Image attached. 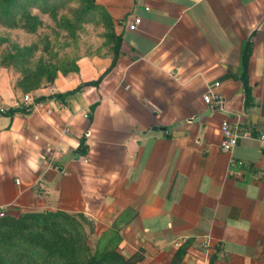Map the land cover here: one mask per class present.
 Segmentation results:
<instances>
[{"label": "crops", "instance_id": "0c3cea01", "mask_svg": "<svg viewBox=\"0 0 264 264\" xmlns=\"http://www.w3.org/2000/svg\"><path fill=\"white\" fill-rule=\"evenodd\" d=\"M94 2L121 36L115 65L84 85L112 61L85 58L41 95L78 91L0 114V208L82 214L134 264H264V145L220 148L224 121L264 128V0ZM20 94L2 78L5 110Z\"/></svg>", "mask_w": 264, "mask_h": 264}, {"label": "trees", "instance_id": "16d2710c", "mask_svg": "<svg viewBox=\"0 0 264 264\" xmlns=\"http://www.w3.org/2000/svg\"><path fill=\"white\" fill-rule=\"evenodd\" d=\"M68 0H0V18L7 21L19 12H24L33 5L47 9ZM83 6L78 16L91 17L95 14L108 31L109 52L112 56L110 66L96 79L84 85L97 86L102 77L113 68L119 54L121 36L115 32L114 24L108 12L94 0H81ZM250 42L244 49L243 57L250 53ZM55 77V74H52ZM83 86V85H82ZM77 86L62 93L40 95L33 98L30 105L15 106L0 112L12 115L29 114L32 104H38L51 98H64L78 91ZM93 223L82 214H73L62 210L32 211L14 217L5 214L0 217V264H134L136 259L124 258L109 242V237L102 233L93 247L88 241L84 224ZM112 241V240H110ZM181 254H178V259Z\"/></svg>", "mask_w": 264, "mask_h": 264}, {"label": "rangeland", "instance_id": "374dc122", "mask_svg": "<svg viewBox=\"0 0 264 264\" xmlns=\"http://www.w3.org/2000/svg\"><path fill=\"white\" fill-rule=\"evenodd\" d=\"M82 6L81 0L47 9L33 5L7 21L0 18V81L10 78L21 97L28 93L33 99L59 76L78 73L85 58L108 54L110 41L101 18L79 17ZM84 226L93 247L96 229Z\"/></svg>", "mask_w": 264, "mask_h": 264}, {"label": "built area", "instance_id": "2783aa9c", "mask_svg": "<svg viewBox=\"0 0 264 264\" xmlns=\"http://www.w3.org/2000/svg\"><path fill=\"white\" fill-rule=\"evenodd\" d=\"M140 18L136 17L133 20V23H128L127 27L130 30L136 29L138 24L140 23ZM219 83L215 82L214 86H218ZM202 99L204 103L209 104V105H216L223 109L224 107V98L223 96L215 92L212 88H208L207 91L202 95ZM33 102V99L30 94L26 93L24 94L20 101L16 102V106H22V105H28ZM2 106H0V112L4 111ZM221 143H220V148L224 152L230 151L240 139L243 138H256L258 139L263 145H264V128L259 129L258 131H253L249 127H243L241 128L237 123L235 124H230L227 121L222 122L221 124ZM241 163V162H240ZM65 173V171H63ZM258 178L264 179V171H259L257 174ZM17 183H19V179L16 180ZM39 185L43 187V183L40 182ZM6 213L3 208H0V217L4 216ZM183 238L177 240L174 242V246H179Z\"/></svg>", "mask_w": 264, "mask_h": 264}, {"label": "water", "instance_id": "95a60500", "mask_svg": "<svg viewBox=\"0 0 264 264\" xmlns=\"http://www.w3.org/2000/svg\"><path fill=\"white\" fill-rule=\"evenodd\" d=\"M153 129H157V127H154Z\"/></svg>", "mask_w": 264, "mask_h": 264}]
</instances>
